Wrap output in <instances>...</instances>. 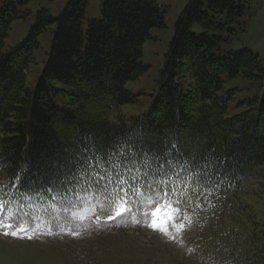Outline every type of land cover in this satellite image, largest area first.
<instances>
[{"label": "trees", "instance_id": "trees-1", "mask_svg": "<svg viewBox=\"0 0 264 264\" xmlns=\"http://www.w3.org/2000/svg\"><path fill=\"white\" fill-rule=\"evenodd\" d=\"M32 1L0 0V200L13 202L21 191L60 206L75 205L85 192L103 199L79 161L99 156L104 163L130 141L140 152L136 170L129 173L121 165L117 182L105 165L101 185L113 194L122 190L130 208L141 192L191 207L204 226L205 238L196 242L209 244L214 263L264 264V218L245 201V179L258 176L264 165V94L246 100L248 110L232 117L229 99L218 95L224 74L257 78L264 87V62L257 54L223 49L224 33H235L230 25L243 15L244 3L190 0L148 110L128 119L113 113L143 95L127 84L149 69L141 61L143 46L152 29L166 27L162 8L152 0H102V18L84 29L88 0H70L58 15L40 9L28 36L5 49L12 24L28 14L19 6ZM48 31V58L30 87L34 52ZM59 96L66 103H58ZM158 165L163 183L153 178ZM69 173L80 177L73 191L65 187Z\"/></svg>", "mask_w": 264, "mask_h": 264}, {"label": "rangeland", "instance_id": "rangeland-1", "mask_svg": "<svg viewBox=\"0 0 264 264\" xmlns=\"http://www.w3.org/2000/svg\"><path fill=\"white\" fill-rule=\"evenodd\" d=\"M69 1L33 0L25 6H19L20 10L27 11L28 14L12 24L5 49L19 44L28 36L40 9H47L58 15ZM152 1L162 8L166 27L152 29L151 39L143 46L141 59L149 69L138 80L127 84L129 91L143 95L138 96L136 103L125 104L114 110L113 115L121 112L130 119L137 118L148 110L152 100L150 95L157 92L159 87L161 70L177 20L190 0ZM236 1L239 5L243 2L246 8L243 15L230 25L235 33H224L227 42L223 43V49H250L264 62V0ZM101 2L102 0H88L83 20L84 29L89 21L102 18ZM52 39L51 31L40 37L41 46L34 52L36 65H32L29 72L30 87L36 84L44 67ZM223 79L224 89L218 95L229 99L230 117L248 110L246 100L262 97L264 94L260 79L248 78L243 74L236 77L224 74ZM58 103H66V97L59 96ZM94 111L101 113L98 108H94ZM256 172L258 178L252 176L245 179L248 191L245 201L253 207L256 216L264 218V165L257 168ZM30 197L34 199L31 207L25 211L32 217H38L29 221L35 226V231L13 236L4 234V229H0V264H218L210 256L209 244L205 242L202 247L196 242L205 238L200 235L204 232V226L201 227L192 208L183 211L188 223L182 232L170 223L166 235L147 226L153 211H158L160 222L168 220L170 208L161 207L164 203L158 202L161 197L157 194H142L138 203L129 207L130 215L114 221L108 219L113 215L114 209L110 210L105 202L92 193L80 195L76 206L67 209L39 196ZM17 202H20V195L13 201ZM152 202L153 206L150 207ZM96 212L101 214L100 218L90 215ZM145 213L149 215L146 217ZM24 219L27 220V217Z\"/></svg>", "mask_w": 264, "mask_h": 264}, {"label": "snow or ice", "instance_id": "snow-or-ice-1", "mask_svg": "<svg viewBox=\"0 0 264 264\" xmlns=\"http://www.w3.org/2000/svg\"><path fill=\"white\" fill-rule=\"evenodd\" d=\"M129 148H131L132 150L129 151ZM113 155L122 157V160L113 162L111 160V156ZM139 155L140 152L136 150L135 145H133L130 141H125V146L118 150H113V152L109 154V159L104 161V163L100 162L101 157L99 156L81 158L79 161L80 167L85 170L83 174H86L89 180H94L97 184V195L102 192L105 204L109 206L110 210L114 209L113 215H110L108 218L109 221H114L116 218H124L125 216L130 215L131 209L129 208V205L132 204V201L126 198V195L122 190L113 194L108 191L106 185H101L99 183V180L103 179L101 172L107 170V168L105 167V165H107L113 170L115 180L118 182L120 180L119 169L121 165H123L124 169L129 173L135 171V165L139 163ZM93 163L96 164L95 169L93 168ZM158 168L159 171L153 178L154 180L163 183V180H161L159 175V172H163V167L158 165ZM149 174L150 172H146L145 177H147ZM79 179L80 177L71 173L66 175L64 178V181L66 182V190L73 191V182H79ZM136 180L137 178L133 177L130 181L133 187H135ZM117 186L122 188V185H119L118 183ZM163 195L164 198L167 199L168 195H172L171 189H169L167 193H163ZM33 199V197L25 195L24 192L21 191L20 202L13 203L12 201L0 200V229H4V234L17 236L21 233L26 234L29 231H35V226L29 221L38 219V217H32L29 212L25 211L26 208L31 207V202ZM81 203H83V200L81 201ZM62 206L67 209L69 207H75L76 205H74L71 201H68ZM161 207L170 208L168 220L165 222H160L158 220V211H153L150 213L152 219L149 221L147 226L152 228L153 230H159L165 235L168 233L169 223L173 227H176L178 231H184L188 221H186L184 218V209L182 207V203L178 200L170 201L168 203L162 204ZM148 215V213H145L146 217ZM24 217H27V220H25ZM53 219H55V217H53Z\"/></svg>", "mask_w": 264, "mask_h": 264}]
</instances>
